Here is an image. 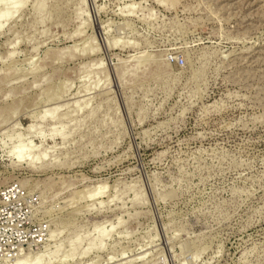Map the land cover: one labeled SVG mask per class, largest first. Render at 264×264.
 <instances>
[{
	"label": "rangeland",
	"instance_id": "rangeland-1",
	"mask_svg": "<svg viewBox=\"0 0 264 264\" xmlns=\"http://www.w3.org/2000/svg\"><path fill=\"white\" fill-rule=\"evenodd\" d=\"M0 213V264H264V0H0Z\"/></svg>",
	"mask_w": 264,
	"mask_h": 264
},
{
	"label": "built area",
	"instance_id": "built-area-1",
	"mask_svg": "<svg viewBox=\"0 0 264 264\" xmlns=\"http://www.w3.org/2000/svg\"><path fill=\"white\" fill-rule=\"evenodd\" d=\"M183 60H180V63ZM22 196L23 198V193L21 192H14V189L11 188L9 191H6L5 193L2 194V198L4 201H9L11 197H20ZM21 198V199H22ZM22 203V202H21ZM0 216H2V213H0ZM7 232L6 228L0 226V261H5V257L10 258L12 256V253L15 251V244L14 242L12 243H4L3 236L4 233ZM20 243V241H18Z\"/></svg>",
	"mask_w": 264,
	"mask_h": 264
},
{
	"label": "bare ground",
	"instance_id": "bare-ground-1",
	"mask_svg": "<svg viewBox=\"0 0 264 264\" xmlns=\"http://www.w3.org/2000/svg\"><path fill=\"white\" fill-rule=\"evenodd\" d=\"M30 154H31V150L29 149V147L26 148V147H21V146L18 147L17 149H15V151L13 152L14 159L19 160V161L24 160V159L30 160L29 159ZM97 194H98V192H97ZM38 259H40V258L38 257V258H35V260H33V261H35V264H36V262L41 260V259L40 260H38ZM27 264H34V263L29 262Z\"/></svg>",
	"mask_w": 264,
	"mask_h": 264
}]
</instances>
